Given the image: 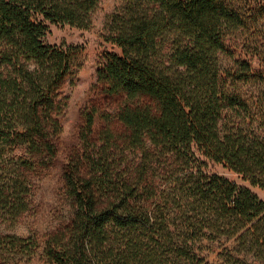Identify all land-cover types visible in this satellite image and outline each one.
Returning <instances> with one entry per match:
<instances>
[{
    "label": "trees",
    "instance_id": "obj_1",
    "mask_svg": "<svg viewBox=\"0 0 264 264\" xmlns=\"http://www.w3.org/2000/svg\"><path fill=\"white\" fill-rule=\"evenodd\" d=\"M100 1L0 0V207L15 223L33 175L58 152L64 84L84 67L82 48L47 41L50 24L89 28ZM262 14V0H124L108 16L113 51L97 80L125 97L108 116L124 132L87 142L64 174L73 215L48 241L54 264H211L199 245L224 237L253 260L228 254L222 264H264V198L253 190L264 192V75L231 44ZM0 246L28 253L38 241ZM0 264H11L5 254Z\"/></svg>",
    "mask_w": 264,
    "mask_h": 264
},
{
    "label": "rangeland",
    "instance_id": "obj_2",
    "mask_svg": "<svg viewBox=\"0 0 264 264\" xmlns=\"http://www.w3.org/2000/svg\"><path fill=\"white\" fill-rule=\"evenodd\" d=\"M264 2V0H262ZM124 0H101L100 6L94 14L93 24L89 28H79L70 25L50 24L47 41L55 47L74 45L82 48L84 67L81 69L78 80L64 84L66 95H70L69 104L61 117L63 131L59 136L58 152L53 162L40 169L33 175L31 192L28 199V210L17 223L13 222L9 208L0 207V237L18 236L22 239H36L38 248L32 252L23 253L20 250H6L0 246V253L5 254L11 264H54L46 248L48 241L56 234H61L73 215L72 202L69 198L64 174L71 169L74 162L87 152V142L99 139L104 133L113 132L123 134L124 128L117 118H108L114 115L123 104V95H110L104 92V86L97 80V67L100 58L113 51L105 40L106 19ZM250 30L238 33L233 37L231 44L238 58L250 61L258 74L264 75V14L253 18ZM224 65L230 60L223 57ZM249 89L248 94L254 97L256 87ZM95 115V124L90 127L88 115ZM7 154L0 156V163L7 161ZM211 170L233 182L241 185H250L249 181L227 166L212 163ZM262 198L264 192L253 187ZM234 239L226 237L214 241L205 239L197 250L204 263L222 264L224 255L232 254L246 258V254L238 253ZM251 262L253 259L247 257Z\"/></svg>",
    "mask_w": 264,
    "mask_h": 264
}]
</instances>
